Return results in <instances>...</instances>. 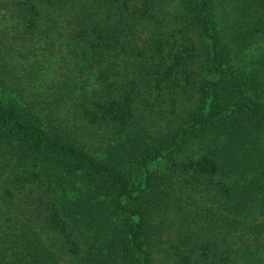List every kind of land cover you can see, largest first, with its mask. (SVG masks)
I'll list each match as a JSON object with an SVG mask.
<instances>
[{
    "label": "trees",
    "instance_id": "1",
    "mask_svg": "<svg viewBox=\"0 0 264 264\" xmlns=\"http://www.w3.org/2000/svg\"><path fill=\"white\" fill-rule=\"evenodd\" d=\"M0 264H264V0H0Z\"/></svg>",
    "mask_w": 264,
    "mask_h": 264
},
{
    "label": "rangeland",
    "instance_id": "2",
    "mask_svg": "<svg viewBox=\"0 0 264 264\" xmlns=\"http://www.w3.org/2000/svg\"><path fill=\"white\" fill-rule=\"evenodd\" d=\"M40 68H42L45 79H47L49 83L53 82L57 76V74L55 76V73H54L55 72L54 71V68H55L54 62L52 60L43 61L40 64ZM57 73L59 74V71H57Z\"/></svg>",
    "mask_w": 264,
    "mask_h": 264
}]
</instances>
